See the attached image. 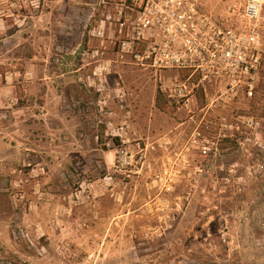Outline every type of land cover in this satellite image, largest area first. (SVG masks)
<instances>
[{"label": "rangeland", "instance_id": "374dc122", "mask_svg": "<svg viewBox=\"0 0 264 264\" xmlns=\"http://www.w3.org/2000/svg\"><path fill=\"white\" fill-rule=\"evenodd\" d=\"M114 6L0 0V264H264V53L251 100L176 104L98 34Z\"/></svg>", "mask_w": 264, "mask_h": 264}, {"label": "built area", "instance_id": "2783aa9c", "mask_svg": "<svg viewBox=\"0 0 264 264\" xmlns=\"http://www.w3.org/2000/svg\"><path fill=\"white\" fill-rule=\"evenodd\" d=\"M112 2L116 13L100 20L98 34L116 33L113 47L131 55L137 66L149 68L164 97L185 106L197 96L211 98L207 110L253 98L264 53L260 44L264 0H246L241 21L229 25L202 11L197 0ZM103 5L109 6L108 1ZM218 125L239 130L253 123L239 116ZM210 126L195 123L196 129ZM83 198L89 200L88 195Z\"/></svg>", "mask_w": 264, "mask_h": 264}, {"label": "flooded vegetation", "instance_id": "af4514ba", "mask_svg": "<svg viewBox=\"0 0 264 264\" xmlns=\"http://www.w3.org/2000/svg\"><path fill=\"white\" fill-rule=\"evenodd\" d=\"M197 2L199 3L200 8L202 9V11L210 14L213 18H215V20H218L219 21L220 15L218 13H212V12L208 11L207 8L205 7V5H204V3H203L202 0H197ZM233 9H232V12L234 11Z\"/></svg>", "mask_w": 264, "mask_h": 264}]
</instances>
